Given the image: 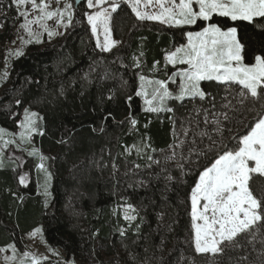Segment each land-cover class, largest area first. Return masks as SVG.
Listing matches in <instances>:
<instances>
[{
	"label": "trees",
	"instance_id": "obj_1",
	"mask_svg": "<svg viewBox=\"0 0 264 264\" xmlns=\"http://www.w3.org/2000/svg\"><path fill=\"white\" fill-rule=\"evenodd\" d=\"M117 4L112 30L119 43L110 51L96 46L87 0H79L62 36L31 42L13 59L0 92V127L17 130L26 106L38 112L32 141L47 160L51 179L37 170L40 157L30 155L23 163L37 165V179L26 184L18 163L4 160L0 245L22 249L26 235L42 225L45 241L60 248L68 263L264 264V230L241 234L223 254L197 253L190 199L200 172L225 146L235 149L264 113V97L242 96L246 90L234 82L204 80L203 98L179 100L172 93L163 103L149 104L142 79L166 81L176 74L166 54L207 22L141 20L127 0ZM19 13L13 0H0V72ZM211 22L238 29L246 45L244 63L264 55V18L232 21L214 14ZM135 146L143 151L132 150ZM249 185L261 198L264 177L252 174ZM125 205L136 209V219L124 218Z\"/></svg>",
	"mask_w": 264,
	"mask_h": 264
},
{
	"label": "snow or ice",
	"instance_id": "obj_2",
	"mask_svg": "<svg viewBox=\"0 0 264 264\" xmlns=\"http://www.w3.org/2000/svg\"><path fill=\"white\" fill-rule=\"evenodd\" d=\"M57 2L59 3V0ZM151 2L152 0H148V3ZM13 3L18 8L30 3L33 9H39L41 12L48 6L44 0H41L39 5L36 0H13ZM106 3L108 7H101L100 10L86 15L91 31L97 37L96 46L103 51H110L116 41L111 38L109 21L111 13L116 11L119 5L115 0H87L88 8ZM129 3L132 11L141 20H159L176 25L207 22L200 31L188 32L187 45L177 48L167 57L170 63H186L189 66L180 73L182 83L176 99L183 100L186 96L203 98L205 93L200 88V82L204 80L234 82L246 90L241 92L242 96L247 93L252 98L264 97V55H255L254 64L244 63L243 53L246 45L238 37V29L236 27L225 29L211 22L214 14L230 17L232 21H253L257 17L264 18V0H179V3L171 0L172 7L167 8L161 0H156L162 8V12L158 15H149L140 11L138 6L141 0H129ZM194 5L198 6V10ZM71 9V3H66L62 10L58 9L61 20L67 13L68 25L72 21ZM19 14L26 20L21 27L27 28L28 24L33 22L27 20L28 11ZM54 14L56 13H46L49 17ZM101 29L103 43L99 38ZM49 35L53 33L50 32ZM178 53H183L179 59ZM157 83L160 87L156 90L154 99L158 97L163 103L165 98L172 96V93L168 91L164 81ZM16 103L19 104L20 101L17 100ZM148 103L151 104L152 101ZM149 110L155 112L161 109ZM36 115L25 109V120L21 126L29 137L31 133L37 132L34 119ZM131 122L136 123L135 120ZM24 135L25 133H21L22 138ZM250 163L253 166H250ZM39 167L43 169L44 165L41 164ZM252 174L264 177V113L259 115L251 130L239 139L235 149L229 150L225 146L223 153L200 172L198 182L191 190V227L194 230V245L197 253L223 254L228 247L237 243L241 234H254L257 230H264V188L259 189L262 196L258 198L249 185ZM23 182L24 178L21 177V183ZM45 194H48L47 189ZM128 207L131 209V205ZM124 218L136 219L135 216L128 215ZM33 264L38 262L34 259Z\"/></svg>",
	"mask_w": 264,
	"mask_h": 264
},
{
	"label": "rangeland",
	"instance_id": "obj_3",
	"mask_svg": "<svg viewBox=\"0 0 264 264\" xmlns=\"http://www.w3.org/2000/svg\"><path fill=\"white\" fill-rule=\"evenodd\" d=\"M78 1L79 0H59L58 3L57 0H44V3H46L48 6L43 12H41L39 9H33L30 3L19 7L20 12H23L25 10L28 11L27 20L33 22L29 23L27 28L21 27L22 24L26 23V20L25 17L20 15V19H18L19 21L16 23L14 28V37L11 41L7 42L4 47L3 67L0 72V92L3 88L4 81L9 76L13 59L22 55L26 51L28 45L31 42L41 43L45 38L48 39L49 41H54L60 36H62L68 30L71 24L68 25L67 13L64 14L63 19L61 20V17L58 14V9L62 10L64 9L66 3H71L72 4L71 11L73 13L74 4ZM118 1L119 0H115L116 3ZM127 1L129 2V0ZM161 2L163 3L165 8L172 7L171 0H161ZM36 3L38 5L41 4V0H36ZM176 3H179V0H176ZM101 7H108V4L106 3L102 6L88 8L89 12H87V14H91L95 11H98L100 10ZM138 7L140 11L145 12L149 15H158L162 12V8L160 7V4L156 3V0H152L151 3H148V0H141V3ZM194 8L198 10V6L194 5ZM47 12H52L56 14L49 17L46 15ZM112 15L113 12L111 13L109 26L111 29V38L112 40L116 41L115 44L116 46L119 43V41L113 35ZM151 21L158 23L161 22L159 20H151ZM65 25L68 26L66 27ZM3 31H4V25L1 24L0 33ZM50 32L53 33V35L50 36L49 35ZM94 36L97 43V37L96 35ZM99 38L101 43H103L104 37H103L102 29L99 32ZM187 43L188 40L184 45H187ZM171 54L172 53L166 54L165 56L166 62L174 67H177L179 71H177V73L174 74L173 76H170V78L164 82L169 92L179 95L180 87L182 83V77L180 73L183 70L187 69L189 66L186 63H179V62L175 64L170 63L167 57ZM177 56L179 59V57L183 56V53H178ZM5 74L7 75L5 76ZM159 87L160 85L157 83V81L153 79H149V78L142 79L141 91L144 94L147 102L148 101L153 102L154 100L160 101L158 97L154 99V96L156 95V90ZM25 109H28L29 113L34 112L37 114L36 117H34V119L36 120V127L38 131L40 117L38 112L36 110H33L30 106H26L24 108L22 114V120L17 130L10 131L0 127V166L2 164V161H4L3 158H6L9 161L17 162L18 170L20 174V180L21 177L24 178L23 184L28 183L30 177L33 176L35 179H37L38 176L37 171H34L33 169L32 166L33 162H31L28 165V167L25 166V164L27 165V163L23 165L27 157H29L30 155L41 158V160L39 161V165L43 164L44 168L40 171L41 168L38 165V168H40L39 171L42 172L45 178L50 177L51 179V171L47 164V160H45L44 156L39 153L37 146L32 141V135L36 132L31 133L29 137L25 129L21 126L22 122H24L25 120ZM21 133H25L23 138L21 136ZM132 150H136L137 152H142L143 148L141 146H135L132 148ZM14 153H18V154H15V157H13ZM42 157L44 160L42 159ZM250 166L253 165L250 163ZM45 189H47V193H48L47 195L45 194ZM42 191L47 197H50L51 192H49V188L47 186H45L42 189ZM128 206L129 205H125L123 207L124 217L125 215L136 217V209L134 207H131L130 209ZM37 230L33 235L26 236L25 245H23L22 249L18 248L15 243H12L8 247L0 245V264H33L34 259L38 262V264H58L61 261H63L66 264H74L72 261H69L68 263L66 260H64L63 253L60 248L52 247L47 243V241H45V235L42 225H40V227L37 228ZM25 253H27L28 255H25Z\"/></svg>",
	"mask_w": 264,
	"mask_h": 264
},
{
	"label": "crops",
	"instance_id": "obj_4",
	"mask_svg": "<svg viewBox=\"0 0 264 264\" xmlns=\"http://www.w3.org/2000/svg\"><path fill=\"white\" fill-rule=\"evenodd\" d=\"M4 160H6V161H9V160H7L6 158H3ZM3 162L4 161H2V164H3ZM9 162H13V161H9ZM1 164V165H2ZM33 169H34V171H36V169H37V165H35L34 163H33ZM32 168V167H31ZM40 169V168H39ZM39 169H37V170H39ZM40 170H42V169H40ZM46 179L50 182V177L48 178V177H46ZM24 184H26V183H24ZM39 184H40V181H39V179H38V188H40V186H39ZM37 229H34V230H32V231H30L26 236H29V235H33L34 233H35V231H36ZM26 241V240H25ZM11 245V244H10ZM10 245H7V246H5V247H8V246H10ZM48 247V246H47ZM50 248V247H49Z\"/></svg>",
	"mask_w": 264,
	"mask_h": 264
}]
</instances>
